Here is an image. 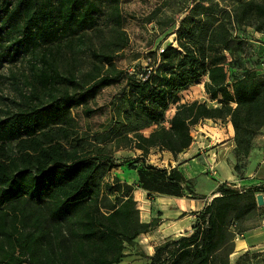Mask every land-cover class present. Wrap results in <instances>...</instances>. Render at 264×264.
I'll use <instances>...</instances> for the list:
<instances>
[{
	"label": "trees",
	"instance_id": "1",
	"mask_svg": "<svg viewBox=\"0 0 264 264\" xmlns=\"http://www.w3.org/2000/svg\"><path fill=\"white\" fill-rule=\"evenodd\" d=\"M161 1L145 22L162 40L174 35L175 46L158 44L149 66L128 72L113 61L127 44L119 0H0V50H13L12 59L20 50L31 53L36 82L24 104L0 120V264H119L137 237L161 220L152 205L150 221H140L135 190L152 203L158 195L202 199L177 167L158 168L145 159L153 149L173 157L188 149L191 129L203 120L231 125L233 170L245 167L264 130V0ZM173 5L178 9L166 14ZM102 14L114 23V40L91 52L90 70L61 73L53 53L83 43ZM202 78L216 105L179 104V94ZM110 86L118 90L108 102L107 122L95 131L79 127L72 110L94 115L89 104ZM125 149L139 157L117 163L114 153ZM125 164L137 171L136 185L106 180ZM259 183L245 189L218 184L193 213L191 232L156 246L147 264H229L233 240L244 232L240 225L256 215L255 196L264 195Z\"/></svg>",
	"mask_w": 264,
	"mask_h": 264
},
{
	"label": "rangeland",
	"instance_id": "2",
	"mask_svg": "<svg viewBox=\"0 0 264 264\" xmlns=\"http://www.w3.org/2000/svg\"><path fill=\"white\" fill-rule=\"evenodd\" d=\"M161 2V0H119L121 24L120 29L127 37L126 46L123 49L115 52L113 56L115 58L113 60L114 64L119 70L132 72L133 70L137 71L139 68H145L149 66L150 59H148V55L150 52H153L156 49L158 44H160L161 48L170 43L175 46V42L173 41L174 35H170L165 40H162L163 34L155 30V25L152 22H145V19L151 9L156 5H160ZM176 9H178V7L173 5L166 6L163 10L166 12V14H173ZM113 26V21L106 14H102L98 18V26L96 30L87 31L83 38V43H75V45H73L71 48L74 51L70 50V48L64 45L59 51L54 52L53 58L61 73L65 72L69 68L73 70H90L92 61L90 55L91 52L99 53L101 50H106V44L113 41L115 38V35L111 31ZM249 35L250 33H248V36ZM254 36L255 39L260 37L259 34H255ZM0 51L2 53V60L0 63L1 120L6 117L5 112L7 110L14 111L16 107H19L18 105L21 106L24 104L25 98L31 96V94L34 92L33 85L35 86L36 82L32 76L33 71L31 64H33L34 61L31 60V53L20 50L19 53H17L18 56L12 59L13 56L8 58V54L14 52L13 50ZM205 80V78H202L198 85L188 87L182 91L179 94V104L197 101L205 102L206 104H209L210 107L215 106L216 102L210 101L209 97L204 92L203 83ZM117 90L118 88L115 86H110L101 90L98 93L94 103L91 102L89 104V108H95L97 110L96 113L89 118L82 116L81 108H74L72 110V114L79 127L86 128L87 126H90L95 131L99 128V126L105 124L108 120V102L110 98L117 92ZM174 110L175 107L172 105L166 112V126L168 125L167 122L173 115ZM217 122H220L221 125L228 123L227 121ZM191 131V134L195 135L193 128ZM148 132L149 129H146L142 133L148 134ZM259 134L261 135L262 133L260 132ZM257 137L253 141V146L255 145ZM215 144V147H211L206 150L214 151L217 147L222 145V142L219 141ZM256 145L258 146V144ZM119 151H116L114 154L116 155L117 160L126 158V152H123V150ZM154 154L157 160L161 159L162 154L160 157H158L156 152ZM208 156L211 155L208 154ZM216 158L217 156L214 154L213 159L215 160ZM240 162V164H243V160ZM212 169L214 172L215 170L218 172V179L227 178L228 171H226V168L224 170H221L220 167ZM202 170L203 165L200 163V161L193 162L185 168L186 172H191L196 175L192 183L194 189H196V191L199 193H202V191L207 190L212 186H215V180L217 179L215 177L205 175ZM111 177L113 176L109 175L106 180H111ZM120 183L122 182L120 181ZM257 184L260 183L258 182ZM240 188L245 189V187ZM211 197L212 196L202 198L200 205H204L206 202H209ZM258 197H261L262 199L261 205L257 201ZM154 201L155 198L153 202ZM255 201L258 211L256 215L251 216L248 220L240 225V228H242L244 232L242 237H235L233 240V251L228 256L229 264H264V229L261 228V222L264 221V195L257 194L255 196ZM136 202L140 212V210L143 208L142 204L138 201ZM156 208L157 206L153 204V213L158 211ZM159 226L160 224L149 233L138 236L134 245L125 250V257L119 264H147L145 256H151L153 254L154 248L162 244L163 241L165 242L166 240H171L170 236L167 237L165 235V230L159 232ZM239 241H244L245 243V247L241 250L236 249V244L239 243ZM223 251L220 252L221 254L219 253L220 258H225V252Z\"/></svg>",
	"mask_w": 264,
	"mask_h": 264
},
{
	"label": "crops",
	"instance_id": "3",
	"mask_svg": "<svg viewBox=\"0 0 264 264\" xmlns=\"http://www.w3.org/2000/svg\"><path fill=\"white\" fill-rule=\"evenodd\" d=\"M207 105L209 106V104ZM151 129L152 128H149V132ZM193 129L195 135L191 134L193 142L188 149L179 153L175 157L168 152H159L157 149H153L145 159L146 164H151L158 168H166L167 170L177 167L178 170L182 172L185 180L190 183L195 194L201 196V198L212 196L217 189V185L221 183H227L229 186L236 188H247L257 185L258 182L264 180V130L261 131V135H258L255 145L246 159L245 167L239 174H236L233 170L236 163V157L233 151L235 144L233 142V130L231 125L229 123L221 125V123L217 121L203 120V123L202 121L199 122V124L194 126ZM144 135L146 136L148 134ZM219 141L222 142V145L217 147L214 151L206 150L215 147V143H218ZM256 144H258V146ZM123 152H126V158H123L122 160H117L116 155H114V159L117 163L131 162L139 157L140 154V152L135 149H126L123 150ZM155 152L158 157L162 154L160 160L155 158ZM208 154L211 156H208ZM214 154L217 156L215 160L213 159ZM197 161H200L203 165L202 172H204L205 175L217 178L215 180V186L202 191V193H199L194 189L192 182L196 175L185 171V168L189 164ZM218 167H220L221 170L226 168V171H228L226 179H218V172L216 170L214 175L209 172L210 168ZM109 175L113 176L111 178L115 177L122 183L128 185H136L138 180L137 171L129 169L126 164L113 168L109 172ZM133 197L136 201L142 204L143 208L139 212V219L142 223H148L150 221L151 205L155 204L157 206L156 209L161 213L159 232L165 230V235L167 237L170 236V239H177L184 234H189L194 222L193 213L198 212L208 203L206 202L204 205H200L202 199H193L188 195L184 197L158 195L154 197L155 201L150 203L146 197V193L141 189L135 190L133 192ZM244 247V241H239V243L236 244V249L238 250H241Z\"/></svg>",
	"mask_w": 264,
	"mask_h": 264
},
{
	"label": "built area",
	"instance_id": "4",
	"mask_svg": "<svg viewBox=\"0 0 264 264\" xmlns=\"http://www.w3.org/2000/svg\"><path fill=\"white\" fill-rule=\"evenodd\" d=\"M209 171L214 175V171L212 168L209 169ZM261 228L264 229V221L261 222ZM242 237L241 235H236V238Z\"/></svg>",
	"mask_w": 264,
	"mask_h": 264
},
{
	"label": "water",
	"instance_id": "5",
	"mask_svg": "<svg viewBox=\"0 0 264 264\" xmlns=\"http://www.w3.org/2000/svg\"><path fill=\"white\" fill-rule=\"evenodd\" d=\"M257 201H258V203L261 205L262 204V199H261V197H258L257 198Z\"/></svg>",
	"mask_w": 264,
	"mask_h": 264
}]
</instances>
